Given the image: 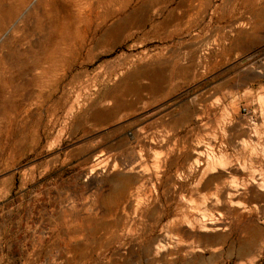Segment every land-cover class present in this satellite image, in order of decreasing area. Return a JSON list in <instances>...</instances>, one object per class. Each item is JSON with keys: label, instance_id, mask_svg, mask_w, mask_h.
Instances as JSON below:
<instances>
[{"label": "rangeland", "instance_id": "374dc122", "mask_svg": "<svg viewBox=\"0 0 264 264\" xmlns=\"http://www.w3.org/2000/svg\"><path fill=\"white\" fill-rule=\"evenodd\" d=\"M66 1L0 0V264H264V0Z\"/></svg>", "mask_w": 264, "mask_h": 264}, {"label": "bare ground", "instance_id": "6f19581e", "mask_svg": "<svg viewBox=\"0 0 264 264\" xmlns=\"http://www.w3.org/2000/svg\"><path fill=\"white\" fill-rule=\"evenodd\" d=\"M64 3V7H66V6H68V4H67V1L66 0H62ZM68 13V12H67ZM69 15V14H68ZM244 143V142H243ZM203 144V143H202ZM210 145H211V143H210ZM209 145V146H210ZM243 145H245V143L243 144ZM200 146V145H199ZM212 146V145H211ZM201 148L203 147V146H200ZM215 147V146H214ZM197 149V148H196ZM215 149V148H214ZM212 151V150H211ZM195 154H196V156H197V158L196 159H198V160H196V161H200V160H202L203 158H205V151H203V149L202 150H194L193 151ZM214 153V152H213ZM207 157V156H206ZM216 157L217 156H215V154H211V156H209L208 155V158H207V166L204 168V170H203V175L201 176V178L199 179V181L197 182V184L196 185H194L196 188H207V187H209L210 186V184H211V180L212 179H210L208 176H207V174L208 173H210L209 171H212L214 168H215V162H216V160L217 159H219V158H217L216 159ZM222 158V157H221ZM206 159V158H205ZM219 161V160H218ZM197 162V163H198ZM201 162V161H200ZM219 163H220V161H219ZM199 164V163H198ZM217 164V163H216ZM199 166V165H198ZM219 167V166H218ZM217 168V167H216ZM241 168V167H240ZM239 167H238V169H240ZM242 168H243V166H242ZM218 169V168H217ZM217 169H215V171L217 170ZM237 169V170H238ZM241 170V169H240ZM243 170V169H242ZM213 172H214V170H213ZM219 184V183H218ZM235 184V183H234ZM217 185V184H216ZM181 187H182V185H181ZM236 187V186H235ZM238 187V186H237ZM221 188V190H225L226 191V193H227V196L228 197H232L233 195H234V192L232 191V190H234V187H233V183H232V185L230 184V185H225V184H223V186L222 187H220ZM220 188L218 187V192H219V190H220ZM236 189V188H235ZM198 190V189H197ZM204 191V190H203ZM238 194V193H237ZM207 199V198H206ZM204 201V200H203ZM206 201V200H205ZM220 201V200H219ZM237 201V200H236ZM208 202V201H207ZM228 202L231 204V205H233L234 204V201L233 200H231V199H229L228 200ZM219 203V202H218ZM240 205V204H239ZM200 221V220H199ZM202 222V223H201ZM201 222H199V223H201L200 224V226H198V228H199V230H201V231H215V230H220V229H222V227H221V225L220 224H218V222H217V224L215 223V222H203L202 220H201ZM220 222V221H219ZM183 223V222H182ZM189 224H190V222H189ZM191 226V225H190ZM193 227H195V225L193 226ZM192 227V228H193Z\"/></svg>", "mask_w": 264, "mask_h": 264}, {"label": "crops", "instance_id": "0c3cea01", "mask_svg": "<svg viewBox=\"0 0 264 264\" xmlns=\"http://www.w3.org/2000/svg\"><path fill=\"white\" fill-rule=\"evenodd\" d=\"M259 9H255L252 14L250 15L251 17V24L253 27V30L251 32L250 36H247L244 31H239L237 32L233 38L231 39V45H235L236 49L241 45L240 43L244 40L247 39V43L250 44L252 47H259L262 43H264V23H259ZM245 14H243V17ZM264 18V14L262 15ZM240 17H237L236 20H238ZM262 25V28L259 29L258 26ZM260 27V26H259ZM237 51V50H236ZM251 73H263L264 71V57H256L255 59H252L251 63L247 65V67ZM179 68L176 67V72Z\"/></svg>", "mask_w": 264, "mask_h": 264}, {"label": "built area", "instance_id": "2783aa9c", "mask_svg": "<svg viewBox=\"0 0 264 264\" xmlns=\"http://www.w3.org/2000/svg\"><path fill=\"white\" fill-rule=\"evenodd\" d=\"M243 110H244L245 114H249L250 113V110H248V108L246 106L243 107Z\"/></svg>", "mask_w": 264, "mask_h": 264}]
</instances>
